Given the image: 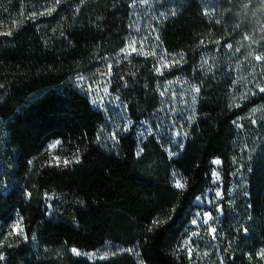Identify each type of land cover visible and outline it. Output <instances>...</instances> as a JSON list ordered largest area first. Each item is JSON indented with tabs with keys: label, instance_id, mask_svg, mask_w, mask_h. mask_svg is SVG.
Segmentation results:
<instances>
[{
	"label": "trees",
	"instance_id": "16d2710c",
	"mask_svg": "<svg viewBox=\"0 0 264 264\" xmlns=\"http://www.w3.org/2000/svg\"><path fill=\"white\" fill-rule=\"evenodd\" d=\"M167 1L156 29L174 63L161 74L120 57L137 0H0V264H264V0ZM109 69L133 122L111 140L77 85ZM179 76L200 92L185 137L138 133ZM215 159L222 216L192 263L184 236Z\"/></svg>",
	"mask_w": 264,
	"mask_h": 264
},
{
	"label": "rangeland",
	"instance_id": "374dc122",
	"mask_svg": "<svg viewBox=\"0 0 264 264\" xmlns=\"http://www.w3.org/2000/svg\"><path fill=\"white\" fill-rule=\"evenodd\" d=\"M137 3L135 26L131 30L129 44L121 52L120 57L134 54L150 57L157 63L158 71L161 74L171 71L174 57L168 55L160 47L156 29L160 17L165 15L166 8L171 7L169 1L137 0ZM133 47L135 51H133ZM116 60H119V58ZM111 84V69L89 75L81 74L77 77L79 89L86 92L92 103L96 107L103 109L107 114L108 128L105 129L104 135L108 140L115 139L117 134L129 131L131 128L129 126H133V122L127 116L125 105L112 91ZM159 89L162 97V108L150 122L143 121L138 123V125H135V129L140 134L148 130H156L162 135L165 143H173L174 146H178L180 139L185 137L183 124L194 115L200 92L197 85L182 76L164 80L161 82ZM155 127L157 128L155 129ZM58 143V141L52 142L49 145V149L53 151L58 146ZM217 160L221 163L216 164L215 161ZM213 163V183L209 189L195 200L197 206L195 219L193 220L195 223L192 222L190 224L184 236L183 248L192 263L201 258V252L211 244V240H216L218 223L222 216L221 201L223 190L220 172L222 161L215 159ZM216 174H218L219 179H217ZM175 180L177 183L182 184L178 176L175 177ZM55 201L56 195L50 194L48 202L49 215L55 211ZM213 229H215V232L212 231ZM15 230L17 232L23 231L20 223L15 225ZM106 251L99 250L97 252L83 253L96 258L104 256ZM78 253L80 252L78 251Z\"/></svg>",
	"mask_w": 264,
	"mask_h": 264
},
{
	"label": "snow or ice",
	"instance_id": "6c2138e0",
	"mask_svg": "<svg viewBox=\"0 0 264 264\" xmlns=\"http://www.w3.org/2000/svg\"><path fill=\"white\" fill-rule=\"evenodd\" d=\"M133 51H135V48L134 47H133ZM257 59L259 60L261 58L260 57H257ZM197 91H198V89H197ZM261 91H264V89H261ZM65 163H67V161H65ZM215 163L216 164H220L221 162L219 160H217V161H215ZM216 176H217V179H219L218 174H216ZM183 186L184 185L179 184V183L176 184V187H178V188H182ZM217 195H219V193H217ZM193 223H195V221H193ZM205 223H207V221H205ZM212 231L215 232V229H213ZM76 251H77L76 249H73V252H76ZM262 254H264V253H262ZM0 259H2V257H0Z\"/></svg>",
	"mask_w": 264,
	"mask_h": 264
}]
</instances>
